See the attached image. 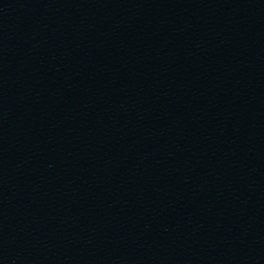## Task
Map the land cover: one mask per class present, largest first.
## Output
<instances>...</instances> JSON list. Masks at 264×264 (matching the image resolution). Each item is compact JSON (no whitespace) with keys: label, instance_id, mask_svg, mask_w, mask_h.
Wrapping results in <instances>:
<instances>
[{"label":"water","instance_id":"obj_1","mask_svg":"<svg viewBox=\"0 0 264 264\" xmlns=\"http://www.w3.org/2000/svg\"><path fill=\"white\" fill-rule=\"evenodd\" d=\"M0 264H264V0H0Z\"/></svg>","mask_w":264,"mask_h":264}]
</instances>
